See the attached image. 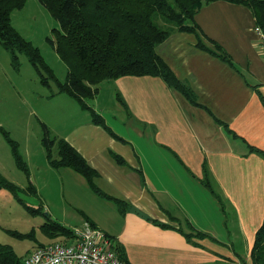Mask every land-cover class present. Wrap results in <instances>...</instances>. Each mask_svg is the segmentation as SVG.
Instances as JSON below:
<instances>
[{"label": "crops", "instance_id": "0c3cea01", "mask_svg": "<svg viewBox=\"0 0 264 264\" xmlns=\"http://www.w3.org/2000/svg\"><path fill=\"white\" fill-rule=\"evenodd\" d=\"M195 21L232 66L198 49L193 33L174 30L155 51L198 105L158 77L125 76L107 81L125 104H114L116 115L90 106L106 127L93 124L87 111L75 119L77 111H65L70 105L65 99L51 98L47 108L50 130L62 128L55 137L79 153L97 173L96 187L124 201L126 210L89 191L73 170L53 169L45 156L46 175L52 180L65 174L82 185L90 206L78 212L105 233L128 264H250L254 236L264 219V158L249 151L264 152V45L244 6L210 2ZM113 155L125 163L116 164ZM31 184L30 194H36L34 185L41 191L39 182ZM73 184L62 182L64 198ZM53 217L69 229L78 226ZM190 227L205 236L185 237ZM45 238L50 243L64 237Z\"/></svg>", "mask_w": 264, "mask_h": 264}, {"label": "trees", "instance_id": "16d2710c", "mask_svg": "<svg viewBox=\"0 0 264 264\" xmlns=\"http://www.w3.org/2000/svg\"><path fill=\"white\" fill-rule=\"evenodd\" d=\"M58 23L59 29L52 30L54 40L47 38L59 59L65 64L67 73L64 81H59L51 68L43 61L39 50L24 40L12 27L11 15L21 10L26 0H0V49L10 54L14 69L20 66L19 56L24 55L38 74L40 83L48 85L53 81L56 94L64 93L72 98L78 106L87 111L91 122L106 127L87 101L93 99L102 82L113 81L121 77H158L172 90L182 94L192 105H198L193 92L183 84L167 64L156 54V46L164 42L172 31L193 33L197 37L196 47L206 51L221 61L232 66L229 56L220 45L207 38L195 21V15L204 4L214 1L241 5L249 9L254 18V25L264 32V0H37ZM212 46V48L209 46ZM51 93L50 96H53ZM118 102L125 106L119 94ZM264 105V103H263ZM221 126L231 134L224 123ZM44 137L42 145L48 164L53 169L69 168L81 175L89 188L96 194L113 200L120 211L126 210L122 200L107 197L95 185L97 173L65 140L50 138L47 127L42 124ZM7 142L16 145L8 133L1 131ZM234 137V136H233ZM55 146L57 157L53 158L51 150ZM249 151L264 158V152L249 147ZM17 167L28 175L26 164L13 149ZM118 165L125 162L117 155L112 156ZM203 179L210 189L209 173L203 166ZM6 188L16 194V186L0 176V188ZM28 190H32L30 186ZM15 191V192H14ZM217 198V196L214 194ZM36 210L32 211L35 212ZM154 224L166 228L158 222ZM42 235L49 239L67 238L71 231L55 221L40 226ZM185 237H203L195 232ZM34 232L20 234L11 232L18 239L35 240ZM41 245V244H38ZM113 249L124 259L118 247ZM17 256L10 246L0 245V264H18ZM250 264H264V219L257 229L250 251Z\"/></svg>", "mask_w": 264, "mask_h": 264}, {"label": "rangeland", "instance_id": "374dc122", "mask_svg": "<svg viewBox=\"0 0 264 264\" xmlns=\"http://www.w3.org/2000/svg\"><path fill=\"white\" fill-rule=\"evenodd\" d=\"M11 25L24 40L39 50L43 61L52 69L54 76L59 81H64L66 66L47 41V38L54 40L52 30L59 29V25L47 10L37 0H26L21 10L12 13ZM253 33L256 36V33ZM209 46L212 48L210 44ZM19 62V68L14 69L9 52L0 49V176L15 185V191L17 190L14 194L6 188H0V245L10 246L15 254L21 257L27 251L36 248V243H47L40 226L46 222L56 221L52 219L53 216L67 224L81 226L86 222L78 210L79 207L90 206V200L87 192H82V185L77 180L73 181L61 173L50 180L43 167L46 152L42 145L44 137L42 124L47 127L50 138H56V132L62 130L59 126L52 131L45 123L48 120L47 108L53 103L51 98L68 101L70 105L65 106V111L76 109L77 113L73 115L75 119L79 113L84 115L88 113L68 95L56 94L53 81H49L48 85H42L37 72L24 55L19 56ZM51 93L54 95L50 96ZM96 97L95 101L88 100L87 104L96 109L102 108L109 116L115 114L114 104L120 107L111 82H102ZM1 131L8 133L16 145L9 144ZM14 148L19 158L26 164L28 175L17 167L13 155ZM51 154L53 158L57 157L55 146ZM74 177L81 179L78 175ZM34 180L39 182L41 191L34 185L36 194H30L28 189ZM62 182L65 186L69 182H74L71 193L68 189L65 190V198ZM78 192L80 193L77 194ZM34 210L36 211L32 212ZM11 232L20 234L34 232L35 240L18 239Z\"/></svg>", "mask_w": 264, "mask_h": 264}, {"label": "built area", "instance_id": "2783aa9c", "mask_svg": "<svg viewBox=\"0 0 264 264\" xmlns=\"http://www.w3.org/2000/svg\"><path fill=\"white\" fill-rule=\"evenodd\" d=\"M264 45V32L254 27ZM67 238L38 245L25 253L18 264H128L113 249L105 233L89 222L70 229Z\"/></svg>", "mask_w": 264, "mask_h": 264}]
</instances>
